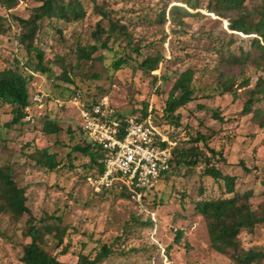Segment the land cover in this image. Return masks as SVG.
<instances>
[{
  "label": "rangeland",
  "instance_id": "obj_1",
  "mask_svg": "<svg viewBox=\"0 0 264 264\" xmlns=\"http://www.w3.org/2000/svg\"><path fill=\"white\" fill-rule=\"evenodd\" d=\"M187 1L196 2L80 0L86 12L83 20L43 21L35 37L34 44L44 52V62L51 70L49 76L29 70L25 51L17 40L19 26L12 19L28 18L41 0H17L11 9L0 4V67L18 65L25 75L33 76L28 85L31 106L26 109L25 123L2 128L11 115L9 107L0 108V166H11L37 224L58 223L54 220L60 219L65 231L62 247L67 246V254L59 255L62 247L55 250L49 235L43 236V247L57 254L62 263L75 264L80 253L93 258L106 245L112 253L100 264H233L228 256L210 247L207 222L193 207L197 200L233 194H225L219 182L203 175L207 165L202 159L194 167L175 163L179 151L193 146L187 141L197 134L210 136L206 148L199 144L210 166L237 174L235 193L252 192L254 216L264 215V99L252 105L250 114L241 113L249 91L260 89L259 78L264 81L263 66L260 61L255 63L257 53L250 46L251 36L229 31L227 21L204 10L207 0H198L202 9L195 11L187 10ZM263 3L246 0L248 8ZM95 5L126 28L127 38L114 43L111 38L107 49L72 70L76 47L94 44L93 33L101 20ZM172 6L197 14L183 19V26H173L169 14ZM165 7L162 23L160 15ZM101 26L107 27V22L102 21ZM247 52L249 59L242 58L241 63L229 60ZM156 53L164 56L156 71L148 75L138 69L145 57ZM120 57L128 64L114 72L111 65ZM188 68L194 71L191 88L196 99L177 111L180 127L175 128L163 117L165 101L179 74ZM64 74L91 98H106L119 113L142 116L144 107L151 110L153 124L175 143L170 173L160 180L155 192L138 202L127 193L128 197L120 191L97 192L92 188L88 176L95 174V168L88 157L72 151L76 145L84 146L83 139L87 138L77 130L78 110L66 97L74 85L61 78ZM218 74L234 76L236 99L217 92ZM36 97L42 101H35ZM215 111L227 121L213 120ZM45 118L56 121L62 131L43 135L40 131ZM40 148L55 155L59 165L54 171L31 160L30 155ZM207 148L221 154L225 163L218 155L211 156ZM28 218L24 215L15 222L0 211V264H21ZM179 232L182 236L177 242ZM239 239L244 249H264V226L256 227L253 233L243 230Z\"/></svg>",
  "mask_w": 264,
  "mask_h": 264
},
{
  "label": "trees",
  "instance_id": "obj_2",
  "mask_svg": "<svg viewBox=\"0 0 264 264\" xmlns=\"http://www.w3.org/2000/svg\"><path fill=\"white\" fill-rule=\"evenodd\" d=\"M197 1L195 3L190 1L185 2L184 4L187 10L195 11L202 9L198 7ZM16 2L17 0H0V4L7 9L14 7ZM166 8L162 10L160 15V22L162 23L165 21ZM94 9L101 17L100 22L97 24V30L93 33L94 44L76 47V63L72 67V70L78 68L82 61L93 60V55L99 50L107 49L111 38H113V43L119 38H127V30L123 25L110 19L108 12L104 11L100 6L95 5ZM187 10L178 6L170 7V23L173 26H183V19L197 14H191ZM204 10L227 21L229 31L251 36L250 46L257 53L255 63L260 61L259 64L263 66L264 73V3L253 8H248L246 0H207ZM85 15L86 12L80 0H41V4L33 8L28 18L12 17L19 26L17 40L25 51L27 57L26 65L32 73L48 76L51 74V70L44 62V52L34 44L35 37L42 30L41 25L43 21H48V24L53 20L65 23H76L83 20ZM102 21L107 22V27L104 28L101 26ZM1 32L2 19L0 18ZM104 34L106 36L103 39L102 35ZM127 45L130 46L128 41ZM249 57V53L247 52L243 57H235L229 60L241 63L242 58L245 61ZM163 60L164 56L162 54L156 53L147 56L139 63L138 69L150 75L151 72L158 69L159 64ZM127 64L128 60L120 57L113 61L111 67L114 72H117L127 66ZM193 77L194 71L190 68L181 72L168 93L163 117L170 126L175 128L180 127V115L177 111L196 99L191 88ZM61 78L74 85L71 77L67 78L64 74ZM32 79L33 76L31 74L25 75L18 65L14 67H0V108L2 106L9 107V113L11 115L10 120L4 123L2 128L5 129L9 126H18L25 123L24 121L27 117L26 109L31 106L28 85ZM243 83L246 84L247 80H244ZM257 83L261 87L257 91H249V98L245 102L241 112L243 115L250 114L252 112V105L260 99H264V81L259 78ZM236 90L234 76L218 74L217 92L220 95L230 94L233 99H236ZM76 96L84 99L87 105L96 104L101 101L91 98L89 94L84 93L79 87L74 85L70 88L69 95L66 97L71 99ZM146 110L147 108L144 107L142 118L148 116L149 113ZM116 111L118 112V110ZM211 117L220 123L227 121L217 111L213 112ZM77 130L81 132L78 125ZM61 131L62 129L56 121L49 120L48 118L43 120L40 131L43 135H56ZM209 137L197 134L196 138L189 139L187 142L193 144V146L188 148V150L179 151L175 163L177 166L185 165L187 167H194L202 159L207 165L203 171V175L219 182V187L224 190L225 194H233L231 197L224 196L217 199H201L194 202V210L207 222L210 247L215 252L228 256L233 264H264V249L262 247L244 249L239 239V235L243 230L253 233L256 227L264 226V215L254 216L250 204V199L254 196L252 192H246L242 195L235 193L234 186L237 174H232L228 171L223 173L218 168L210 166V159L205 156L199 147V144H202L206 148ZM83 142L85 144L84 146L76 145L72 148V151L88 157L92 168H95V174L88 176L89 180L98 176L102 171L99 163L101 152L98 147L88 143L85 139H83ZM207 151L211 156L218 155L219 159L225 163V159L220 156L221 154H217L213 149L209 148H207ZM30 158L36 165L50 171H54L59 165V162L55 160V155L50 154L47 148L35 149L30 155ZM242 169L245 168L242 167ZM103 191L117 190L109 189ZM120 192L119 194L122 196H127L124 191ZM153 192L155 190L148 192L142 198H146ZM0 202V211L9 214L15 222H18L24 215H29L27 220L28 224L24 232L27 243L23 247L22 257L20 258L21 264H66L59 261L57 254H54L52 251H47L43 247L45 244L43 239L44 235L51 236L55 242L53 244L55 250L62 247L65 231L59 225L60 219L54 220L58 223L47 224L46 221H43V225L37 224L31 217L27 207L24 189L20 188L14 180L12 168L9 164L0 166ZM181 236L182 232H179L175 236V240L178 242ZM67 251V246H64L61 248L59 255H66ZM111 253L112 250L109 246L102 245L93 258H89V256L81 253L78 254L75 264H100Z\"/></svg>",
  "mask_w": 264,
  "mask_h": 264
},
{
  "label": "built area",
  "instance_id": "obj_3",
  "mask_svg": "<svg viewBox=\"0 0 264 264\" xmlns=\"http://www.w3.org/2000/svg\"><path fill=\"white\" fill-rule=\"evenodd\" d=\"M35 101L41 102L39 97ZM79 114V127L87 142L99 148L101 173L89 179L95 191H124L140 202L155 190L171 170L173 147L148 116L123 115L111 108L103 98L87 105L76 96L69 100Z\"/></svg>",
  "mask_w": 264,
  "mask_h": 264
}]
</instances>
